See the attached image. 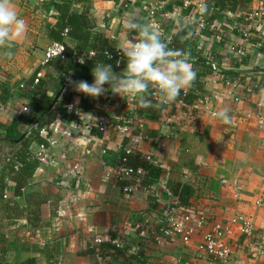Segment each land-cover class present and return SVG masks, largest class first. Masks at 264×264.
Instances as JSON below:
<instances>
[{"label": "crops", "instance_id": "crops-1", "mask_svg": "<svg viewBox=\"0 0 264 264\" xmlns=\"http://www.w3.org/2000/svg\"><path fill=\"white\" fill-rule=\"evenodd\" d=\"M203 1L206 13L198 28L193 10L179 11L177 0H138L124 6L121 0H11L27 32L11 49L0 46V98L8 97L0 125H8L28 103L18 91L45 62L44 51L52 43L49 33L57 24L56 5L68 4L69 12L86 13L93 32L121 51L126 36L135 34L125 28L127 20L145 23L148 8L160 5L162 12L169 13L157 21L162 41L169 44L181 24L189 25V62L196 57L214 70L204 77L203 62H190L196 76L182 92L193 90L199 101L189 108L181 103L164 106L158 120L138 115L132 97L114 94L110 105L95 106L82 113V120L57 114L49 163L37 166L21 198L14 197L10 186L5 193L11 204L0 198V264H264V251H256L241 235L238 220L247 221L255 232L264 229V127L245 118L251 101L223 99L221 82L234 83L236 94L244 97L251 83L264 80V21L249 17L253 11H264V0ZM241 24L247 26L246 39L240 36ZM64 43L76 47L69 38ZM181 46V41L175 44ZM63 91L62 103L80 95L72 83ZM206 101L215 113L226 111L231 123L206 114L202 110ZM126 114L141 124L136 137L119 135L113 128L99 134L93 126L99 117L112 122ZM85 125L91 128L84 131ZM139 136L143 140L132 156L149 157L169 185L193 190L188 203L195 214L185 224V230L191 231L187 243L161 234L165 205L174 197L170 192L141 180L137 190L126 195L116 183L113 171L124 139H129L126 147H132ZM74 166L79 169L76 174ZM49 197L58 204H50ZM27 198L32 202L27 203ZM44 199L48 201L37 204ZM199 218L204 221L201 227ZM224 227L229 231L224 241L231 255L224 262L215 261L200 248L201 237ZM110 235L123 253L100 259L95 250Z\"/></svg>", "mask_w": 264, "mask_h": 264}, {"label": "trees", "instance_id": "trees-1", "mask_svg": "<svg viewBox=\"0 0 264 264\" xmlns=\"http://www.w3.org/2000/svg\"><path fill=\"white\" fill-rule=\"evenodd\" d=\"M127 2H123L124 6ZM55 8L58 11L57 24L52 28L49 33V37L52 42L62 43L64 45V55L63 58L52 59L47 61L34 73L31 81L22 86L18 91L19 95L26 98L28 103L26 106V111L22 112L19 116L15 115V118L8 125H0V149L3 148L8 150L7 152L0 151V155L4 157L0 158L1 171H0V198L6 203L11 204V200L7 199L5 192L8 187H12L13 195L15 198L22 197V190L26 186L27 182L31 179L32 174L38 166L37 161L33 158L32 145L34 144H44L46 141L38 135V129L45 128L50 133V126L53 123L54 117L57 114L64 112L65 106L68 100L62 103L65 92L61 94L60 98L53 105V107L39 120L38 125L32 130L28 131L32 123L38 119L46 109L53 102L54 97L65 87L70 84V82L87 81L92 82L91 70L96 63H106L112 65L114 72H120L124 67V57L122 51L116 49L112 46L111 41L103 37L102 35L95 34L93 32V25L90 23L89 16L86 13H76L69 12V5L63 4L61 6L56 5ZM241 28L247 29L246 25L241 24ZM64 31L66 33H64ZM189 32L191 33V27L189 25H180L177 34L173 35L171 41L168 45L172 49H181L187 52V44L191 38ZM134 33V32H133ZM131 32V34H133ZM186 37V35H188ZM135 35V34H133ZM132 36V35H131ZM69 38L76 43V47L71 49L67 47L64 43V39ZM182 42L183 46L175 47V44ZM117 54H119L120 61L117 63ZM112 56V57H109ZM191 63H202L201 60L196 57L190 58ZM204 69L207 72L204 77L211 73L212 67L208 65L206 61L203 62ZM37 72L42 73V78L38 80L36 85H33V80ZM105 89L109 86L104 85ZM51 96H48V93ZM192 90L190 94L180 92L174 101L168 102V106H175L177 103H181L183 108H189L199 101V96L195 95ZM152 90L149 93V99L152 100V107L142 108L138 106L135 98L131 99V102L136 106V112L140 116H145L146 119L154 121L158 120L160 115L164 111L163 103L159 102V97L153 96ZM111 91H106L102 97L94 100L92 97H87L80 94L76 99V108L81 113H87L95 108V106L110 105L111 102L109 98L111 96ZM5 98V99H3ZM8 97H1L0 104L3 105L4 111L6 109V102ZM3 114V112H2ZM1 114V116H2ZM145 114V115H144ZM123 118L132 120V127L130 128V133L132 136H137L139 129L138 123L134 121L130 114L124 115L121 119L111 122L110 129H115L123 123ZM1 122V118H0ZM135 123V124H134ZM94 129V128H93ZM95 130H97L95 128ZM100 134V131L97 130ZM129 133V134H130ZM129 139L125 138L123 143V148L126 147ZM121 149V150H122ZM129 167L133 170H141L147 173L145 180L152 184L157 183L159 187L163 185L164 176L163 171L150 163L146 157L140 156H125L120 153L117 161L115 163V169L118 167ZM116 183L121 188V190L129 185L126 180H120L115 178ZM165 186L172 196H174L178 205L183 208V213L187 216H192L195 214V210L188 203V199L193 196V190L188 186L180 185H169L165 181ZM27 203L32 202L29 198L26 199ZM25 201V202H26ZM48 199L40 200L37 204L41 202H47ZM58 201L52 200L49 197V202ZM155 204L159 201L154 200ZM50 202V204H51ZM33 222L36 217L31 211ZM115 240L113 235L109 236L107 243L102 244L95 250L97 256L100 259H104L110 255H120L123 253L121 249H118L109 243ZM24 264H34L32 261H27Z\"/></svg>", "mask_w": 264, "mask_h": 264}, {"label": "built area", "instance_id": "built-area-1", "mask_svg": "<svg viewBox=\"0 0 264 264\" xmlns=\"http://www.w3.org/2000/svg\"><path fill=\"white\" fill-rule=\"evenodd\" d=\"M122 2L127 3H137L138 0H121ZM178 3V10L181 12L190 11L193 10V12L196 14V21L198 28L202 27V15L206 13V7L203 0H177ZM169 15L168 12H162V8L160 5L154 4L151 5L147 12V22H151L158 25L159 19H165ZM250 19H259L264 21V11H253L249 15ZM64 33H66L64 31ZM239 33L241 38L246 39L249 34L248 32L243 29L239 28ZM134 36V35H132ZM130 36V39L132 38ZM166 43V41H165ZM64 55V45L62 43L52 42L44 51V59L45 62L43 65L52 59H58L63 58ZM117 63H119L120 58L119 54H117ZM112 57V56H109ZM212 69L214 70L213 66ZM42 78V73L37 72L35 74L33 85H36L38 83V80ZM224 86V92H223V99L226 101H232L233 103L238 102H250L252 105L251 111L245 115V118L247 120L254 119L255 123L258 128L264 127V80H256L253 83L250 84L248 91L244 95V97H241L236 94V85L234 83L228 82V81H221ZM69 85V84H68ZM67 85V86H68ZM153 96L156 97L155 93H153ZM213 100L216 99V96L212 97ZM164 106H167L168 103H163ZM3 105L0 104V118L1 114L3 112ZM202 110L208 114L211 117L213 116V113H215L210 108L209 101L202 103ZM26 111L25 107H22L21 110H19L16 113V116H19L22 112ZM64 114L75 121L82 120L83 114L76 108V101L71 100L64 109ZM135 124V123H134ZM111 121L104 117H99L96 119L94 123V128H96L100 132H106L110 129ZM132 127V120L123 118V123L115 128L114 130L122 136H126L130 133V128ZM141 127V124L138 123V128ZM91 128V126L85 125L83 127V130H87ZM57 132V128L53 125L50 126V133L45 128L38 129V135L46 141V145L44 144H34L32 145V154L33 158L37 161L38 165H44L49 163L50 161V153H49V145L51 144V137L53 134ZM143 140L142 136L137 137L136 139L132 140L133 146L128 148H123L121 150V153L125 156H132L134 150L133 148H136V146ZM146 159L155 165V163L149 158L146 157ZM78 168L74 166L72 168L73 173L78 172ZM114 177L119 178L120 180H126L129 182L128 186H125L122 189V192L126 195L133 194L136 190V183L141 180H145L147 173L145 171L141 170H133L129 167H118L117 169L114 168ZM106 178H109L108 173L105 174ZM264 181V178L262 179ZM166 178L164 176L163 185L160 187V191L169 194L168 189L165 186ZM148 183V182H147ZM6 195V193H5ZM260 201H258L256 204H259ZM192 216H187L183 213V208L178 205V201L175 197H171V200L165 205L164 209V219L163 223L164 226L161 229V234L165 238H172V237H179L184 243H187L190 237L191 231L185 230V224L186 222L191 218ZM238 220L241 222L239 226V231L242 236H245L246 239L250 242V245L253 246V248L258 251H264V229L255 232L252 228V226L247 222L242 220L241 218H238ZM233 222V221H232ZM204 221L203 218H199L198 226L201 227L203 225ZM229 231L226 227L219 231H213V232H206L201 237V249L203 252L212 260L215 261H221L224 262L227 259H229L231 255L230 248L226 245L224 241V237L226 234H228ZM96 243H100L99 239H96ZM111 245L114 247L120 249L121 244L115 240L110 242ZM176 264H180L177 262Z\"/></svg>", "mask_w": 264, "mask_h": 264}, {"label": "clouds", "instance_id": "clouds-1", "mask_svg": "<svg viewBox=\"0 0 264 264\" xmlns=\"http://www.w3.org/2000/svg\"><path fill=\"white\" fill-rule=\"evenodd\" d=\"M124 26L135 35L125 38L123 69L114 72L112 65L96 63L91 70L92 82H70L74 90L92 98L110 90L120 97L135 98L142 108L153 106L150 90L159 97L160 103L174 101L196 76L189 53L169 48L162 41L158 27L151 22L138 23L129 19ZM26 32L25 21L19 17L11 0H0V46L11 49L16 41L25 38ZM106 84L108 89L104 87ZM213 116L224 124L231 123L226 111L213 113Z\"/></svg>", "mask_w": 264, "mask_h": 264}, {"label": "water", "instance_id": "water-1", "mask_svg": "<svg viewBox=\"0 0 264 264\" xmlns=\"http://www.w3.org/2000/svg\"><path fill=\"white\" fill-rule=\"evenodd\" d=\"M65 87H63V89H64ZM62 89V90H63ZM62 90L54 97V99H53V102L51 103V105L46 109V111L43 113V115H41L38 119H36L33 123H32V125L29 127V129L27 130V132L28 131H30V130H32L33 128H35L37 125H38V122H39V120L42 118V116H44L48 111H50V109L53 107V105L55 104V102H57L58 101V99H59V97H60V94H61V92H62Z\"/></svg>", "mask_w": 264, "mask_h": 264}]
</instances>
